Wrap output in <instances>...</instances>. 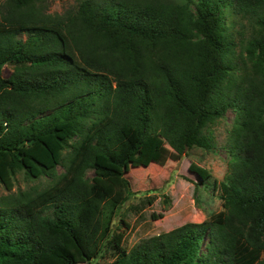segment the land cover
I'll return each mask as SVG.
<instances>
[{
    "label": "trees",
    "instance_id": "obj_1",
    "mask_svg": "<svg viewBox=\"0 0 264 264\" xmlns=\"http://www.w3.org/2000/svg\"><path fill=\"white\" fill-rule=\"evenodd\" d=\"M43 1L0 15V182L51 179L0 198V264L88 263L109 244V264H264V0H82L54 15ZM228 110L224 209L123 245L130 161L215 149L205 129Z\"/></svg>",
    "mask_w": 264,
    "mask_h": 264
},
{
    "label": "rangeland",
    "instance_id": "obj_2",
    "mask_svg": "<svg viewBox=\"0 0 264 264\" xmlns=\"http://www.w3.org/2000/svg\"><path fill=\"white\" fill-rule=\"evenodd\" d=\"M81 1L45 0L39 5L43 12L54 15L75 9ZM6 2L7 0H0V15L7 5ZM236 21V29H242L241 21ZM242 22L247 26L244 30L247 29L246 35L249 36L250 28L247 21L242 20ZM235 38L240 45L241 37L238 33L235 34ZM237 48L239 51L242 50V46L238 44ZM4 75L5 77L9 75L8 67H5ZM234 116V112L228 110L225 117L217 119L205 129V133L210 135L214 142L213 150L195 146L186 150L179 159L164 155L154 158L148 166L130 161L125 175L130 181L131 192L117 210L113 220L112 235L121 233L122 244L131 248L143 237L168 232L186 223H201L212 214L223 210L220 191L214 188L213 182L222 181L229 170L228 145ZM158 141L169 152H173V148L162 136H159ZM191 163H196L210 171L211 178L207 183L189 170ZM64 171V167L59 166L58 172ZM88 176H94V171L89 170ZM50 182L51 179L47 176L29 178L24 171H18L11 189L0 182V198L19 193L33 194L46 188ZM148 198H153V203L149 204ZM153 215H156V218H153ZM111 245L109 244L96 259L81 264H109L115 259L117 252Z\"/></svg>",
    "mask_w": 264,
    "mask_h": 264
}]
</instances>
